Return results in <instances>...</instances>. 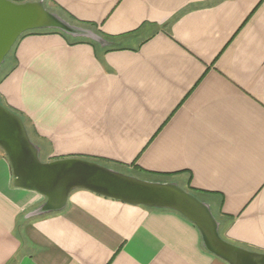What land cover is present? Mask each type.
Segmentation results:
<instances>
[{"label": "crops", "instance_id": "obj_1", "mask_svg": "<svg viewBox=\"0 0 264 264\" xmlns=\"http://www.w3.org/2000/svg\"><path fill=\"white\" fill-rule=\"evenodd\" d=\"M14 1L106 34L25 35L0 74L47 161L175 181L224 240L264 253V0ZM45 202L14 185L0 148V264H229L178 212L88 190L59 212L41 214Z\"/></svg>", "mask_w": 264, "mask_h": 264}, {"label": "water", "instance_id": "obj_2", "mask_svg": "<svg viewBox=\"0 0 264 264\" xmlns=\"http://www.w3.org/2000/svg\"><path fill=\"white\" fill-rule=\"evenodd\" d=\"M39 29H59L74 37L100 40L91 30L46 8L42 1L0 0V68L22 35ZM0 148L11 164L14 185L46 197L41 214L63 210L74 191L88 190L131 205L177 211L198 227L210 253L229 264H264V253L224 240L210 205L175 181L145 180L79 157L42 161L41 147L32 140L24 118L1 100Z\"/></svg>", "mask_w": 264, "mask_h": 264}, {"label": "trees", "instance_id": "obj_3", "mask_svg": "<svg viewBox=\"0 0 264 264\" xmlns=\"http://www.w3.org/2000/svg\"><path fill=\"white\" fill-rule=\"evenodd\" d=\"M44 5L46 6V8H48L49 10H51V11H53L50 7H48L45 3H44ZM53 12H55V11H53ZM57 13V12H56ZM59 14V13H58ZM60 16H62L64 19H66L68 22H70V23H72V24H74V25H77V26H80V27H83V28H85V29H90V30H92L94 33H96V34H98V35H100V36H102V37H104V38H106V34H104L103 32H101V31H98V30H96L95 28H94V26H92V25H90V24H87V23H85V22H81V21H77L76 20V22H73L70 18H68L67 16H64V15H62V14H59ZM44 32H61V33H63V34H66V33H64L63 31H61V30H59V29H39V30H32V31H28V32H26V33H24L19 39H18V41L22 38V37H24L25 35H28V34H32V33H44ZM75 39H77V42L78 41H83V40H85L86 38H84V37H75ZM87 40H89V39H87ZM91 40V39H90ZM17 41V42H18ZM93 41V40H92ZM16 42V43H17ZM16 45V44H15ZM14 45V46H15ZM14 48V47H13ZM13 50V49H12ZM12 50H11V52H12ZM10 52V53H11ZM7 58V57H6ZM6 63V62H5ZM3 66H4V64L2 65V67L0 68V70L3 68ZM0 100L2 101V103L5 105V106H7L8 108H10L12 111H14V112H16L13 108H11L10 106H8L4 101H3V99L1 98V96H0ZM17 113V112H16ZM25 124H26V126H27V128H28V132H29V134H30V136H31V138H32V140L36 143V144H38L37 143V141H36V139L33 137V135H32V133L30 132V129H29V127H28V124H27V122L25 121ZM39 145V144H38ZM40 146V145H39ZM43 155V152L41 153V156ZM132 167H134V168H136V169H139V166H137L136 165V163H133L132 165H131ZM125 173L127 172V171H124ZM127 174H130V173H127ZM131 175V174H130ZM185 190H187V191H189V192H191L192 194H194L198 199H200L201 201H203L200 197H199V195L197 194V193H195V192H193V191H191V190H189V189H186V188H184ZM148 208V207H147ZM150 209H155V210H169V209H156V208H150ZM170 211H174V210H170ZM175 212H177V211H175Z\"/></svg>", "mask_w": 264, "mask_h": 264}, {"label": "rangeland", "instance_id": "obj_4", "mask_svg": "<svg viewBox=\"0 0 264 264\" xmlns=\"http://www.w3.org/2000/svg\"><path fill=\"white\" fill-rule=\"evenodd\" d=\"M13 50H14V48H13ZM13 50H12V51H13ZM11 53H12V52H11ZM11 53L8 54V56H7V58H6V61H5L6 63H4L3 68L0 70V74H2L3 69H5V68H7V67L9 66L8 59H9V56H10ZM30 132H32V131L30 130ZM41 159H42V161H47V158H46L45 155H42V156H41ZM119 171H121V170H119ZM126 171H127L126 173H130V174H132V175L135 176V174H133L134 171H129V170H126ZM122 172H123V171H122ZM136 176H137V175H136ZM139 176H140L141 178H143V179H147V180H150V181H160V180L162 181V180H165V179H163V178L160 179V178L157 177V176H156V177H155V176L153 177V176H150V175L147 176V175H144V174H140ZM139 176H138V177H139ZM159 179H160V180H159ZM168 181H169V180H168Z\"/></svg>", "mask_w": 264, "mask_h": 264}]
</instances>
